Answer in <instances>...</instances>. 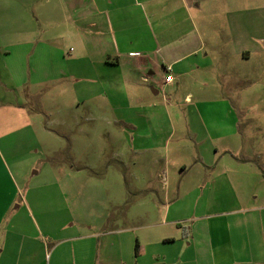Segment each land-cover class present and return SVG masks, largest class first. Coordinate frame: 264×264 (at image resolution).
Here are the masks:
<instances>
[{"label": "crops", "instance_id": "obj_1", "mask_svg": "<svg viewBox=\"0 0 264 264\" xmlns=\"http://www.w3.org/2000/svg\"><path fill=\"white\" fill-rule=\"evenodd\" d=\"M59 14H68L65 20L76 26L74 36L82 46L81 55L92 77L101 78L107 68L119 69L121 64L128 71L148 70L149 77L159 74V84L184 92L183 101L193 113L191 126L211 127V131L206 130L198 137L200 140L233 142L238 137L240 142L244 141L241 126L251 119L249 110L262 107L252 105L253 99L264 94L259 81H253L264 77V0H0V71L6 72L8 80L4 81L0 73V94L11 99L4 102L8 110L23 116L21 122L10 120L4 124L0 142L7 144L11 141L10 134L25 130L31 123L18 108V101L22 100L19 89L24 80L13 82L5 63L31 57L28 50L35 47L37 72L48 67L49 73H55L54 63L63 55L56 41L49 37V28L40 25L39 20L45 17L53 22L59 19ZM168 76L172 80L165 82ZM201 108L216 112L206 121ZM40 129L48 127L42 124ZM194 134H198L195 129ZM222 151L216 149L211 154L213 161H206L210 157L202 154L196 164L211 172L229 154L237 160L235 165L224 163L221 167L227 176L225 183L237 192L240 203L247 201L238 193L246 177L263 184L260 187L264 193V179L260 172L247 169L246 154L237 155L230 148ZM187 171V165L179 163L177 172L185 175ZM118 181L116 187L122 186V179ZM208 183L211 185V181ZM13 190L12 171L0 147V225L5 224L1 227L5 232L6 222L9 229L19 218L15 215L6 218ZM144 190L156 189L148 187L140 191ZM168 191L164 189L163 199L153 197L131 203L126 213L101 212L81 221L83 226L75 228L86 232L75 233L78 235L75 238L73 235L59 238L57 232L55 236L59 239L53 248L58 252L53 264H237L235 255L239 253L248 256L247 264H264L262 230L255 238L258 246L253 249L252 243L247 242L243 250L233 245L229 222L220 214L201 217L203 221L193 220L197 222L188 230L186 216L195 204L185 203L180 193L172 202L166 197ZM254 197L258 199L257 195ZM124 204L125 201H115L113 206ZM247 219L250 225L255 223L252 217ZM17 229L19 236L15 233V237L19 238L14 242L19 250L14 264H44V240L52 239L54 233L39 238L42 231L29 234L20 227ZM246 235L251 236L250 232ZM3 238L6 246L12 236L8 233ZM6 260L0 264H10Z\"/></svg>", "mask_w": 264, "mask_h": 264}, {"label": "rangeland", "instance_id": "obj_2", "mask_svg": "<svg viewBox=\"0 0 264 264\" xmlns=\"http://www.w3.org/2000/svg\"><path fill=\"white\" fill-rule=\"evenodd\" d=\"M67 16L59 14L53 22L45 17L39 20L40 25L49 28V37L56 41L63 55L54 63L55 73H49L48 67L37 72L35 47L29 48L32 56H24L23 62L5 63L13 82L24 80L18 108L31 123L25 130L10 134L7 144L0 142L14 181L13 202L6 218L19 217L18 223L9 229L6 220V232L1 228L5 224L0 225V262H5V258L10 264L18 261L19 246L14 242L19 238L15 237L18 227L29 234L42 231L39 238L54 233L52 239L45 238L43 246L44 264H53L58 252L53 248L56 239L85 233L84 229L75 228L83 226L81 221L101 212L126 213L131 203L145 198L163 199L165 188L169 189L166 197L170 201H175L180 193L185 203L195 204L186 216L188 230L197 222L193 220L203 221L206 215L220 214L229 222L233 245L243 250V244L248 242L255 249L259 243L255 238L261 230L264 232V193L260 187L263 184L246 177L238 193L247 201L240 203L237 192L225 183L227 176L221 167L224 163L235 165L237 160L225 153L211 172L204 171L196 162L202 154L210 157L206 161H213L211 154L216 149L223 152L230 148L237 155L246 154L247 169L260 172L264 179V94L253 99L252 105L262 107L249 110L251 119L241 126L243 142L238 137L233 142L200 140L198 137L211 131V127L191 126L193 113L183 101L184 92L159 84L161 75L149 77L148 70L128 71L121 64L119 69L107 68L101 78L92 77L81 55L82 46L74 36L76 26L67 23ZM6 76L3 71L1 78L7 82ZM257 79L253 81L264 87V77ZM8 97L0 94L2 131L7 121L21 122L23 117L8 110L4 104L11 100ZM201 111L206 121L216 112L203 108ZM42 124L48 129L42 131ZM194 129L198 134H194ZM182 162L187 165L185 175L177 172ZM148 177L152 179L145 182ZM119 179L123 185L116 187ZM148 187L156 190L140 191ZM115 201L125 204L115 207ZM247 217L255 223H247ZM7 232L12 239L3 246ZM57 232L59 238L55 236ZM249 232L251 236L246 235ZM235 257L237 264H247L249 259L243 253Z\"/></svg>", "mask_w": 264, "mask_h": 264}, {"label": "built area", "instance_id": "obj_3", "mask_svg": "<svg viewBox=\"0 0 264 264\" xmlns=\"http://www.w3.org/2000/svg\"><path fill=\"white\" fill-rule=\"evenodd\" d=\"M172 80L171 76H168L165 80V82H170Z\"/></svg>", "mask_w": 264, "mask_h": 264}, {"label": "water", "instance_id": "obj_4", "mask_svg": "<svg viewBox=\"0 0 264 264\" xmlns=\"http://www.w3.org/2000/svg\"><path fill=\"white\" fill-rule=\"evenodd\" d=\"M154 93H157V90H154Z\"/></svg>", "mask_w": 264, "mask_h": 264}]
</instances>
